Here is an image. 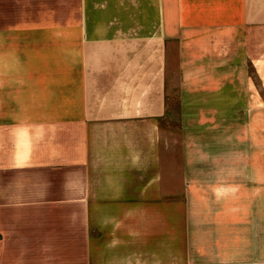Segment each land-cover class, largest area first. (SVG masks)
Listing matches in <instances>:
<instances>
[{"label": "crops", "instance_id": "0c3cea01", "mask_svg": "<svg viewBox=\"0 0 264 264\" xmlns=\"http://www.w3.org/2000/svg\"><path fill=\"white\" fill-rule=\"evenodd\" d=\"M0 264H264V0H0Z\"/></svg>", "mask_w": 264, "mask_h": 264}, {"label": "rangeland", "instance_id": "374dc122", "mask_svg": "<svg viewBox=\"0 0 264 264\" xmlns=\"http://www.w3.org/2000/svg\"><path fill=\"white\" fill-rule=\"evenodd\" d=\"M173 120V123H172V125H174V126H178V124H177V122H176V119H172Z\"/></svg>", "mask_w": 264, "mask_h": 264}]
</instances>
